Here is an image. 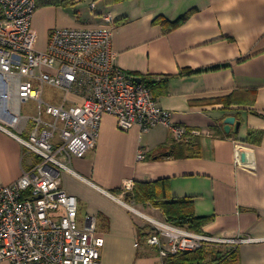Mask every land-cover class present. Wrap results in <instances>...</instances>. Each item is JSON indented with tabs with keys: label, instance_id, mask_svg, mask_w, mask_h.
I'll return each instance as SVG.
<instances>
[{
	"label": "crops",
	"instance_id": "0c3cea01",
	"mask_svg": "<svg viewBox=\"0 0 264 264\" xmlns=\"http://www.w3.org/2000/svg\"><path fill=\"white\" fill-rule=\"evenodd\" d=\"M36 4L31 27L39 51L46 49L53 29L102 28L107 25L104 17L110 16L116 65L133 78L149 77L158 106L187 132L181 141L162 125L147 132L138 126L120 132L116 119L104 115L95 144L83 157L70 161L73 173H60L62 188L77 200V218L83 217L79 225L92 218L104 240L101 264H162L155 248L146 244L150 228L143 238L137 228L147 227L149 219L165 222L164 216L150 203H137L138 209L125 203L119 192L127 180L134 186L164 182L169 199L192 198L195 214L211 218L202 233L256 239L235 247L234 264H264V0H36ZM189 11L188 19L173 30L165 31L160 23ZM229 95H235L231 105L215 101ZM62 97L52 103L44 95L52 104H59ZM68 99L80 101L73 95ZM227 116L239 122L237 131L235 126L224 131ZM7 131L0 128V186L15 182L37 160L13 136L19 134L15 129ZM249 131L261 132L259 143L246 142ZM192 137L198 141L194 156L188 143ZM177 144L184 156L179 150L170 154ZM140 148L142 160L137 159ZM241 152L247 155L246 163L240 160Z\"/></svg>",
	"mask_w": 264,
	"mask_h": 264
},
{
	"label": "built area",
	"instance_id": "2783aa9c",
	"mask_svg": "<svg viewBox=\"0 0 264 264\" xmlns=\"http://www.w3.org/2000/svg\"><path fill=\"white\" fill-rule=\"evenodd\" d=\"M36 7V0H0V128L15 129L19 134L13 136L37 158L15 182L0 186V264H101L104 240L92 218L79 225L77 200L62 188L60 173H73L70 161L95 144L104 115L116 119L120 132L162 125L175 141L187 138V132L172 123L145 84L116 65L110 16L102 28L53 29L46 49L39 51L31 27ZM46 86L63 92L59 104L44 99ZM29 104L36 114L24 116L22 107ZM143 157L140 148L137 159ZM133 188L131 180L122 185L124 194ZM149 222L154 230L146 244L157 249L160 260L211 245L256 241Z\"/></svg>",
	"mask_w": 264,
	"mask_h": 264
},
{
	"label": "trees",
	"instance_id": "16d2710c",
	"mask_svg": "<svg viewBox=\"0 0 264 264\" xmlns=\"http://www.w3.org/2000/svg\"><path fill=\"white\" fill-rule=\"evenodd\" d=\"M118 1V0H115ZM192 11H189L176 19L175 21L161 20L160 23L165 28V31L173 30L183 24ZM141 83L145 84L149 89L153 86V82L149 80V77H141ZM234 96L229 95L226 97L218 98L215 101L224 105H231L234 103ZM261 138L260 131H249L246 137V142L251 144L259 143ZM192 146L193 151L191 155H196L195 149H198L197 137H192L188 141ZM180 144L173 145L171 152L179 150L178 155L184 156L182 149L180 150ZM178 147V148H177ZM159 182H135L133 191L127 194V198L133 200L135 203L146 204L150 203L154 208L159 209L165 219V222L187 228L194 232H202V227L210 221V217H199L194 212L192 198H168L167 185ZM148 227H138L139 237H146L148 234L144 233ZM157 252V249H155ZM236 259V248H228L221 250L219 248L203 247L193 252H185L169 256L162 260V264H234Z\"/></svg>",
	"mask_w": 264,
	"mask_h": 264
},
{
	"label": "rangeland",
	"instance_id": "374dc122",
	"mask_svg": "<svg viewBox=\"0 0 264 264\" xmlns=\"http://www.w3.org/2000/svg\"><path fill=\"white\" fill-rule=\"evenodd\" d=\"M38 47H39V43H38ZM45 97H46V99L47 100H49L50 102H52V103H54L55 101H59L60 100V97H62V94L60 93V91H57L56 89H54V88H51V87H45ZM48 101V102H49ZM21 112H22V114L24 115V116H27V115H30V116H33V115H35L36 114V112H34V110L32 109V106H31V104H29V105H26V106H23L22 107V110H21ZM120 194H121V197H122V199L125 201V203H127L129 206H131V207H133V208H136V209H138L139 207H138V204L137 203H135L134 201H132V200H130V199H128L127 198V194H124V192L121 190L120 192H119ZM83 220V217L82 218H80L79 217V219H78V223L79 224H81V221ZM148 228H150V231H153L154 230V227H153V225L150 223V222H148V224L146 225ZM178 227V226H177ZM187 229V228H186ZM189 230V229H188ZM191 231V230H190ZM192 232H194V231H192ZM199 233V232H198ZM149 246V245H148ZM237 246H239V245H237ZM237 246H235V247H237ZM209 248H219L220 249V247L221 246H213V245H211V246H208ZM226 247V246H225ZM228 248H233V247H229V246H227Z\"/></svg>",
	"mask_w": 264,
	"mask_h": 264
},
{
	"label": "water",
	"instance_id": "95a60500",
	"mask_svg": "<svg viewBox=\"0 0 264 264\" xmlns=\"http://www.w3.org/2000/svg\"><path fill=\"white\" fill-rule=\"evenodd\" d=\"M136 83H140L141 79L139 78H135ZM223 124V129L226 133H229L231 127L235 126L236 131L239 129V122H235V118L232 116H227L226 118H224V120L222 121ZM240 160L242 163H246L247 162V155L245 152H241L240 153Z\"/></svg>",
	"mask_w": 264,
	"mask_h": 264
},
{
	"label": "bare ground",
	"instance_id": "6f19581e",
	"mask_svg": "<svg viewBox=\"0 0 264 264\" xmlns=\"http://www.w3.org/2000/svg\"><path fill=\"white\" fill-rule=\"evenodd\" d=\"M37 5V4H36ZM33 16H34V14H33ZM33 18V17H32Z\"/></svg>",
	"mask_w": 264,
	"mask_h": 264
}]
</instances>
